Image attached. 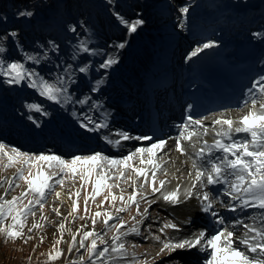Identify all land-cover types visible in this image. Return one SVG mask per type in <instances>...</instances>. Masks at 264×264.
I'll use <instances>...</instances> for the list:
<instances>
[{
  "label": "snow or ice",
  "instance_id": "1",
  "mask_svg": "<svg viewBox=\"0 0 264 264\" xmlns=\"http://www.w3.org/2000/svg\"><path fill=\"white\" fill-rule=\"evenodd\" d=\"M107 3L114 5L116 0ZM110 11L117 26L125 30V38L105 45L95 42V33L85 21L67 25L72 38L65 46L48 40L36 42L32 51L25 49L18 30L0 31V83L23 84L43 101L66 113L80 131L95 135L108 148L120 150L118 155L101 149L64 156L50 150L22 151L0 142V168L15 169L12 178L0 179V187L7 184L0 194V236L5 243L21 239L26 244L33 237L26 235L25 229L32 233L45 227L48 196L61 200L66 182L75 185L79 181L75 192L68 191L71 207L63 219H90L92 228L85 230L87 225L82 224L73 233L65 223H60L57 229L60 237L55 240L45 264L63 257V250L57 246L64 242L65 232L71 235L68 253H79L68 264H157L158 260L161 264H190L188 257L193 250L203 254L198 264H264V71L244 93L241 110L247 111L238 120L220 114L209 127L204 123L209 117L196 118L197 114L191 111L193 106L188 105L182 122L173 125L177 130L175 136L137 134L116 127L114 109L106 95L110 70L120 63L121 52L128 47V37L137 33L146 21L140 13L128 18L118 8ZM177 12L176 27L183 30L190 6L180 5ZM16 15L31 18L34 12L20 10ZM7 20L6 15H0V24ZM252 36L264 41V32H253ZM219 46L209 38L193 48L185 61ZM12 49L20 54L19 58L9 57ZM24 107L26 119L37 128L41 122L32 113L52 115L43 102L26 103ZM209 134L213 135L211 143L205 139ZM170 141L174 142L177 153L187 156L186 161H181L189 166L186 182L181 180L182 173L181 176L170 174L167 168L172 162ZM127 142L135 143L127 149ZM180 171L176 169L177 173ZM173 180L177 183L169 189ZM20 182L25 186L23 190L8 199L11 191L21 188ZM89 185L91 192L84 196V215L78 216L79 198ZM125 186L131 188L130 193L126 194ZM57 187L61 191H56ZM100 196L103 200L97 204ZM193 199L203 216L201 229L186 236H168L169 230L183 231L172 218H165L155 232L153 224L160 220L159 215L152 218V223H145L157 202L162 200L176 206ZM89 201L97 208L91 215ZM217 205L231 215L222 214ZM133 207L135 215L124 219L122 214L131 212ZM51 210L61 215L58 207ZM29 217L33 218L31 227L27 225ZM98 222L103 224L100 232L96 231ZM192 222L193 218L188 216L182 223L190 226ZM131 236L151 240L158 245V251L154 255L147 250L137 253L140 245L129 243ZM40 239L43 242V237Z\"/></svg>",
  "mask_w": 264,
  "mask_h": 264
},
{
  "label": "rangeland",
  "instance_id": "2",
  "mask_svg": "<svg viewBox=\"0 0 264 264\" xmlns=\"http://www.w3.org/2000/svg\"><path fill=\"white\" fill-rule=\"evenodd\" d=\"M153 1V3L160 2L164 4V16H157V19L153 22L149 19L148 14L152 13V10L149 9L147 4ZM146 2V4H144ZM259 4L264 5V0H258ZM183 4H188L190 6L189 17L187 21V25L185 27V32L183 33L184 41L186 39H190L192 35V30L189 26L195 25V29H203L206 30L207 33H211L213 28L221 23L215 24H207V20L205 19V13L201 14L202 11L210 12L212 10L209 0H116L114 5H108L107 0H0V15H6L8 20L4 24H0V31L3 29H15L21 33L22 41L27 51H32L34 49V45L36 42L39 43H46L48 40H56L58 43H61L62 46L67 44V41L72 38V34L67 31V25L70 23H77L79 21H85L87 26L92 28L95 36L94 40L97 44L101 45L102 43H107L108 40L115 35H123L124 30L123 27L117 26L114 17L111 15L110 9H116L124 14L128 18H135L136 13H140L144 20L147 22V26L152 28L151 30H157L158 27L160 28H170L171 36L175 39H179L178 36L182 34L179 28L176 27L178 16L177 7ZM20 10H31L34 12V16L31 18H18L16 13ZM148 11V12H147ZM150 11V13H149ZM262 14V13H260ZM202 18H201V17ZM151 17V16H150ZM158 17L160 19H158ZM152 18V17H151ZM160 20V21H159ZM251 21L248 18L240 19L242 25L240 27H244L247 23ZM240 23V24H241ZM258 24V26L262 23L260 21H255L254 24ZM179 29V30H178ZM177 31L180 33H177ZM190 37V38H189ZM208 38V37H207ZM182 41V40H181ZM186 45V42L184 43ZM182 45V44H181ZM198 42H193V45L188 49L187 54L196 46ZM185 49V48H183ZM186 54V55H187ZM10 58H19V55L15 49H12L9 52ZM175 55V53H174ZM185 55V56H186ZM128 59V58H127ZM3 95L9 99L17 98L23 105V102L27 103L28 100H25L27 97H32L34 100L37 98V95L30 89H28L23 84L20 86H8L5 84L0 83V96ZM38 100V99H37ZM38 102V101H37ZM242 108V104L237 107L228 108L225 110H218L213 113H221L223 111H235L241 112L240 109ZM20 111V109H18ZM208 116V115H205ZM123 119L124 125H126L129 129H132L130 119L127 116L120 115L119 120ZM117 124V122H114ZM2 131H0L1 133ZM3 133V132H2ZM0 142L6 143L11 146H16L22 151H30V152H47L49 150H34V149H25L21 146H17L15 143L5 141L0 139ZM94 149H88L86 147L84 151L80 152H89L91 150H105L108 154L111 155L112 149H108L106 146L100 148L97 146V142L94 145ZM77 147V146H76ZM118 150V149H115ZM120 153V150H119ZM61 154V153H57ZM64 155V154H61ZM68 156V155H64ZM15 169H7L4 170L0 168V179L4 178H12L14 176ZM21 188H17L14 191H11L8 195V199H11L12 195H18L20 191L23 190L25 187L22 182ZM7 187V184H4L0 187V194H3L4 189ZM79 187V181L73 185L71 182H66L64 193L68 194V191L71 190L75 192L76 189ZM126 187V194L131 192V188L128 186ZM56 191H61L59 187L56 188ZM91 192V186L89 185L85 191H82L81 196L79 198V212L78 216L84 215V196L88 195ZM118 194V192H117ZM75 198V197H73ZM103 200V196L97 198L96 203L99 204ZM63 201V200H62ZM145 205H141L143 208ZM53 207H58L60 210L61 215L57 216L51 209ZM71 201H63L57 200L54 195H50L47 198V204L45 205L44 214L48 217L47 222L45 223V227L41 230H34L32 233H27V229H25L26 235H31L33 239L29 240L26 244L23 240L18 239L16 241H8L7 243L0 242V264H11L16 261L19 264H45L47 261V255L49 251L52 250L53 244L56 239L60 237V233L57 230L58 225L60 223H65L67 228H70L73 233L80 228L82 224H86L87 228L85 230H90L92 228L91 220H80L75 219L72 220L69 217L68 221H65L63 218L68 216L70 211ZM89 215L97 211L95 204L89 201ZM105 208L108 207L107 204L104 205ZM218 210L221 211L223 209L219 208L217 205ZM225 211V210H224ZM136 209L135 207L132 208L131 212L122 214L124 219L128 220L130 216L135 215ZM151 218L147 220L145 223H152V218L157 217L159 215L160 220L153 224V232L156 231V228L163 222L165 218H172L175 221H179L178 217H174V214L169 213L162 205L161 202H157L152 206L150 209ZM170 214H172L170 216ZM225 215L227 213L225 212ZM40 213L37 212L36 219L39 220ZM33 222V218L29 217L27 225L31 227ZM180 224L183 228V231H187L191 233L197 229H201L202 226L190 225L186 226L183 223L176 222ZM103 229L102 222H98L96 225V231L100 232ZM182 231V232H183ZM82 234V233H81ZM180 233H176L172 230H169L167 235L168 236H176ZM111 235V233H109ZM41 237H43V242H41ZM71 240V235L68 232L64 233L63 241L59 247L63 250V257L53 264H68L70 259H75L79 253L73 251L71 254L68 253V242ZM77 241H79V236L77 237ZM129 243H136L140 246L136 248L137 253H144L146 250L151 254L149 250L155 244L151 241H145L143 237H135L131 236L128 238ZM83 251V250H81ZM194 255L191 257L189 256L188 259L193 258V262L198 264L199 256L203 255L201 253L194 251ZM153 255V254H152ZM190 261V260H189ZM157 264H161L158 260Z\"/></svg>",
  "mask_w": 264,
  "mask_h": 264
},
{
  "label": "bare ground",
  "instance_id": "3",
  "mask_svg": "<svg viewBox=\"0 0 264 264\" xmlns=\"http://www.w3.org/2000/svg\"><path fill=\"white\" fill-rule=\"evenodd\" d=\"M228 1V0H227ZM146 4V2H144ZM209 4L213 8V11L207 12L202 11L201 14L205 13V19L207 20V23H211L213 20L222 21L221 25H218L217 29L213 33L212 39L221 42L224 44V48L227 52L232 53L236 50V46H239V44H244L245 40L247 38L253 37L251 35V31L254 30L256 27H253L252 24L254 22L255 17L262 13L264 15V5L261 3V7L257 11H250L248 10L245 13L234 15L232 12H223L222 11V5L214 3L213 0H209ZM149 9H154L156 11H152V13H149V19H151L153 22L157 19V16H164V4H161L160 2L153 3V1L149 2L147 4ZM148 12V11H147ZM260 12V13H259ZM152 18H151V17ZM159 16V17H160ZM243 16H246V18L251 17V21L249 22V25H246L244 28L240 27L242 23L240 22V19L243 18ZM158 17V19H160ZM201 17V16H200ZM202 18V17H201ZM160 21V20H159ZM238 22V24H237ZM241 23V24H240ZM237 25V27H236ZM255 26H258L255 24ZM262 30L259 31L264 32V21L261 23ZM193 32V39L198 40V42H202V39L204 37H207L208 34L203 30L195 29V25L189 26ZM241 28L237 30L238 28ZM152 28L147 26V22L138 29L137 33L132 34L130 37H128V49H124L121 52L120 56V63L113 67V69L110 70V84L106 89V95L109 97V104L114 109V122H117L115 124L116 127L126 128L129 129L126 125H124L123 119L119 120V116H127L130 119H132L131 126L133 129H131L134 133H147L150 134L148 129L142 126V121L139 122L140 124L136 123V120H140V116L142 113L139 111L141 110L146 104L148 99V93L147 91L149 88L151 89L153 87V84L147 85V90L140 91L137 94V90H141L140 85H143L144 80L141 79V82L138 81L136 78L138 75V71L144 70V68L149 69L151 71H158L161 69L162 72H166L170 70V66L167 64L168 62V55L167 52L169 51L170 47L175 44L177 45V49L184 48L185 45H180L181 38L176 39L169 36L170 28H160L158 27L157 30H151ZM237 30V31H235ZM124 32L123 35H115L112 36L110 40L107 41V43H110L114 40L118 41L125 38V30H121ZM258 40V39H256ZM160 42V46L156 45L157 42ZM260 43L259 50L256 52V59L262 54L264 50V41L258 40ZM107 43H102L101 45H105ZM168 46H170L168 48ZM125 52H130L129 60L127 59V54ZM137 59L138 63L135 61ZM190 62V61H188ZM264 68V63H260L258 68L256 69V72L261 71ZM171 90V88H170ZM155 94V93H154ZM241 98V96L239 97ZM38 99V100H37ZM27 103L30 102H43L44 106L48 108V110L52 113V115L48 117L41 116L40 114L32 113L40 122L41 126L39 128L35 127L32 122L28 121L26 119L25 113H27V109L24 107L26 104L23 102V105L21 104L22 101H20L17 98L9 99L3 95L0 96V125L6 126L9 125V128L11 131L14 132V137H27L23 134V132L20 131L19 126H28L31 128V133H29L28 138L31 140V143L34 145L32 148L34 150H42L38 149L36 145V140L38 138H42L46 143H49L46 140H50L52 134H55V131L57 132L58 136H67L72 134L73 138L76 140H72V143H75V145H79L80 147H83L84 151L86 147H90L91 145H94V143L97 142V146L102 148L103 143L98 141L97 137L95 135H88L80 131L72 122L71 118L64 112L59 111L56 107H53L51 105V102L43 101L42 98H37L34 100L32 97L25 98ZM202 102H205L208 104V109L202 108L198 112H205L214 106L217 105L215 99L212 97L211 94L208 93L207 96H203V98L200 100ZM238 103V102H236ZM235 103L230 104L229 106H233ZM17 109H20L22 112H24L22 115H20V119L22 121L20 122H11L7 117L9 116L7 114V111L10 112L11 107L15 106ZM134 106V107H133ZM132 107V108H131ZM219 109V108H218ZM242 109V108H241ZM240 111L243 113H238L232 110L223 111L220 114H223L225 117H230L234 120H238L246 111L247 109H243ZM173 111V107L169 110ZM171 114V112H169ZM4 114V118H1V115ZM215 114V115H214ZM219 113H206L209 117L208 120H205L204 123L206 126L211 127L212 119L215 117L220 116ZM13 120L19 121V119L14 118ZM23 121H26V123H23ZM49 123L50 126L47 124ZM1 129V128H0ZM174 127L170 130L168 127L162 128L161 131L158 132L155 136L157 137H167L169 135L175 136L176 131L173 130ZM4 131V130H0ZM2 139V138H0ZM210 143L213 140V135L209 134L207 137H205ZM78 142V143H77ZM22 143V142H21ZM135 142H127L125 147L127 149H131L133 147ZM24 148L23 146H21ZM169 149H172L170 155H171V161L167 168L169 170V173H175L177 176H181V173L183 174L181 176V180L186 182L187 178V172L189 170L188 165H184L181 163V161H186L187 156H181L179 153H177L174 150V142L170 141L168 145ZM108 148V147H107ZM111 149V148H108ZM79 152V153H80ZM188 152L190 153V149H188ZM61 154H72L70 150L67 151V153H61ZM119 149L115 150L112 149L111 155H118ZM167 159V157H166ZM190 165V161H189ZM176 169H180L181 171L179 173L176 172ZM177 181L173 180L171 184L168 185L169 189H172L175 187ZM61 200L70 202V200L67 198V194L64 193L61 197ZM161 205L169 211V213L174 214V217H178L179 221L182 223L188 216H191L193 218L192 225L197 224L196 226L202 225L204 223L203 216L198 210L197 201L195 199L191 200L190 202L179 204L176 206H171L165 204L162 200L160 201ZM189 233L187 231L181 232L179 236H186ZM151 251V254H155L156 251H158V245H154L149 249ZM195 250L192 251V253L189 256H193ZM202 255L199 256V258ZM198 258V259H199ZM190 264H193V258H190Z\"/></svg>",
  "mask_w": 264,
  "mask_h": 264
},
{
  "label": "water",
  "instance_id": "4",
  "mask_svg": "<svg viewBox=\"0 0 264 264\" xmlns=\"http://www.w3.org/2000/svg\"><path fill=\"white\" fill-rule=\"evenodd\" d=\"M233 4L238 12L260 8L258 0H233Z\"/></svg>",
  "mask_w": 264,
  "mask_h": 264
},
{
  "label": "trees",
  "instance_id": "5",
  "mask_svg": "<svg viewBox=\"0 0 264 264\" xmlns=\"http://www.w3.org/2000/svg\"><path fill=\"white\" fill-rule=\"evenodd\" d=\"M4 241V238L2 237V236H0V242L2 243ZM5 243V242H4ZM11 264H19V263H16V261L15 262H13V263H11Z\"/></svg>",
  "mask_w": 264,
  "mask_h": 264
}]
</instances>
